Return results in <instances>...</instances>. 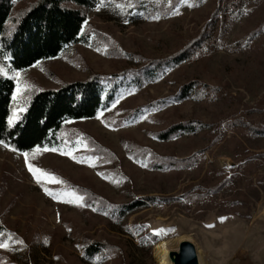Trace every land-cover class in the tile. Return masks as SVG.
<instances>
[{
    "label": "rangeland",
    "instance_id": "374dc122",
    "mask_svg": "<svg viewBox=\"0 0 264 264\" xmlns=\"http://www.w3.org/2000/svg\"><path fill=\"white\" fill-rule=\"evenodd\" d=\"M39 1L15 0L7 31ZM139 1L68 5L85 14L88 43L24 72L0 58V75L16 86V111L39 90L134 70L203 40L156 81L70 125L93 139L26 154L0 144V223L32 243L34 264H90L81 260V248L95 239L123 249V264H158L155 245L168 241L178 251L182 236L195 245L199 264H264V0L237 6L235 0H147V15L138 11ZM191 83L194 92L178 99ZM157 101L165 103L125 120ZM179 123L204 129L161 139ZM69 184L104 204L175 199L149 204L119 225L81 208L85 193ZM191 192L193 199L185 196Z\"/></svg>",
    "mask_w": 264,
    "mask_h": 264
},
{
    "label": "trees",
    "instance_id": "16d2710c",
    "mask_svg": "<svg viewBox=\"0 0 264 264\" xmlns=\"http://www.w3.org/2000/svg\"><path fill=\"white\" fill-rule=\"evenodd\" d=\"M144 1L147 0L139 1L137 9L147 15L151 5ZM14 2L15 0H0V58L7 60L14 70L24 72L35 64L58 57L76 45L88 43L89 38L84 34L85 14L80 9H73L68 5L89 9L94 6L95 0H40L26 11L16 26L8 32L6 26L11 18ZM239 2L235 0L232 6L239 5ZM227 9V5L223 7V11ZM221 10L222 4L218 7V11ZM214 26L215 23L212 22L211 28ZM202 44L203 40L199 39L170 59L151 61L134 70L96 75L85 81L65 84L59 89L39 90L16 111L13 100L15 83L0 75V144L26 154L35 148L67 147L79 138L88 141L92 138L90 135L72 130L70 125L92 119L99 112H106L121 93L140 90L147 82L156 81L165 70L189 59ZM194 90L193 83L186 85L178 99L189 97ZM163 103L165 102L157 101L140 106L126 116L125 120L139 117L149 108ZM201 129L204 128L191 123L174 124L163 132L161 139L191 135ZM92 142L99 145L95 140ZM68 186L76 193H85L78 204L81 208L119 225L149 204L167 203L175 199L157 196L120 204H104V200L97 198L92 191L74 184ZM186 195L192 199L195 196L193 192ZM23 238L0 223V264H34L30 258L32 243ZM140 239L143 243L146 236L141 235ZM24 253L26 259L28 258L27 262L15 260ZM123 256L124 251L120 247L113 246L104 239H95L83 243L80 258L90 264H105L118 260L116 264H123Z\"/></svg>",
    "mask_w": 264,
    "mask_h": 264
},
{
    "label": "water",
    "instance_id": "95a60500",
    "mask_svg": "<svg viewBox=\"0 0 264 264\" xmlns=\"http://www.w3.org/2000/svg\"><path fill=\"white\" fill-rule=\"evenodd\" d=\"M173 264H199V257L195 245L190 241L180 244L178 251L170 254Z\"/></svg>",
    "mask_w": 264,
    "mask_h": 264
},
{
    "label": "bare ground",
    "instance_id": "6f19581e",
    "mask_svg": "<svg viewBox=\"0 0 264 264\" xmlns=\"http://www.w3.org/2000/svg\"><path fill=\"white\" fill-rule=\"evenodd\" d=\"M188 237H180L178 242L181 244L184 241H187ZM155 255L158 259V264H173L170 259V254L173 250L169 247L168 241H161L155 245ZM178 250V249H177Z\"/></svg>",
    "mask_w": 264,
    "mask_h": 264
}]
</instances>
